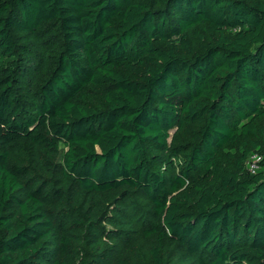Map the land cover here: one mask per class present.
Listing matches in <instances>:
<instances>
[{"label":"trees","instance_id":"trees-1","mask_svg":"<svg viewBox=\"0 0 264 264\" xmlns=\"http://www.w3.org/2000/svg\"><path fill=\"white\" fill-rule=\"evenodd\" d=\"M0 264H264V0H0Z\"/></svg>","mask_w":264,"mask_h":264},{"label":"built area","instance_id":"built-area-1","mask_svg":"<svg viewBox=\"0 0 264 264\" xmlns=\"http://www.w3.org/2000/svg\"><path fill=\"white\" fill-rule=\"evenodd\" d=\"M258 159V158H257ZM257 167V162L254 161L252 164H251V169L254 171Z\"/></svg>","mask_w":264,"mask_h":264}]
</instances>
